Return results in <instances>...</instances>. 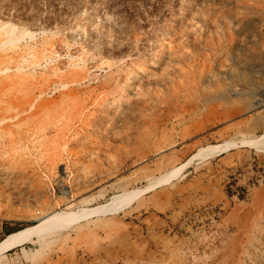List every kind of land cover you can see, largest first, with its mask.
<instances>
[{"label": "rangeland", "instance_id": "1", "mask_svg": "<svg viewBox=\"0 0 264 264\" xmlns=\"http://www.w3.org/2000/svg\"><path fill=\"white\" fill-rule=\"evenodd\" d=\"M246 139L147 192L190 193L162 264H264V0H0V228L33 226L27 245L87 242L117 195Z\"/></svg>", "mask_w": 264, "mask_h": 264}, {"label": "crops", "instance_id": "2", "mask_svg": "<svg viewBox=\"0 0 264 264\" xmlns=\"http://www.w3.org/2000/svg\"><path fill=\"white\" fill-rule=\"evenodd\" d=\"M221 156L224 159L229 158L227 154ZM213 180L206 181L203 198L212 203H229L230 196L226 195L220 183ZM147 192L126 211L122 212V209L116 212L117 215L102 214V224L95 222L96 216L99 215L86 218L93 221L85 226L89 233L85 238L87 242L77 238L64 249L56 250L58 254L47 256L48 250L41 251L40 245H27L32 243L29 241L12 249L16 250L13 251L16 255L12 250L0 254V264H106L110 261V253L118 258L120 264L167 263L170 256L174 257L175 253L189 242L188 232L191 226L183 218L190 204L185 203L189 200L190 193H184L182 198H179L171 189L150 194ZM6 223L5 227L10 229L11 223ZM78 228L81 226L78 225ZM0 233H3L1 240L7 234L4 231V222ZM74 235L75 233H72V236ZM29 251L31 253L25 255L24 252ZM36 251H40L39 254L32 256ZM50 257L54 262L48 261Z\"/></svg>", "mask_w": 264, "mask_h": 264}, {"label": "bare ground", "instance_id": "3", "mask_svg": "<svg viewBox=\"0 0 264 264\" xmlns=\"http://www.w3.org/2000/svg\"><path fill=\"white\" fill-rule=\"evenodd\" d=\"M257 141L255 140V142H257ZM255 142H254L253 139H246V140H243L241 143L227 141V142H223V143H219V144H208L206 146L200 147L185 162L181 163L180 165H178L177 167H175L174 169H172L171 171H169L167 174L163 175L162 177L156 179L154 182L150 183L146 187L133 190L130 193H127V194L125 193V194L117 195L115 197V200H114V203L117 204L116 207H114V208L112 207L109 210L116 211V210H118V209H120V208H122L124 206H129L133 202H135L145 192H147V191H149L151 189H154L157 186L170 183L171 181H173L174 179H176L180 175H182L183 171L190 164H192L195 161H197V162L198 161L201 162V161H204V160L206 161L207 159L212 158L214 156H217V155H219V154H221V153H223L225 151H228L231 148H233V147H235V146H237L239 144L240 145L254 146ZM109 210H105V211H109ZM33 231H34V227L33 226H29V227H25L23 229H20V230H18L16 232L7 234L0 241V254H3L4 252L8 251L9 249H11V248H13L15 246H19L22 243H25V242L31 240L37 234V232L35 234Z\"/></svg>", "mask_w": 264, "mask_h": 264}, {"label": "trees", "instance_id": "4", "mask_svg": "<svg viewBox=\"0 0 264 264\" xmlns=\"http://www.w3.org/2000/svg\"><path fill=\"white\" fill-rule=\"evenodd\" d=\"M6 224H7V223L4 222V231H5L7 234L13 233L12 231L16 232V231H18V230H20V229L25 228V226H23V227L15 228V229H12V228L7 229V228L5 227ZM7 234H6V235H7Z\"/></svg>", "mask_w": 264, "mask_h": 264}]
</instances>
